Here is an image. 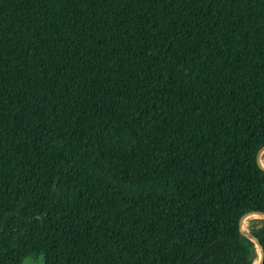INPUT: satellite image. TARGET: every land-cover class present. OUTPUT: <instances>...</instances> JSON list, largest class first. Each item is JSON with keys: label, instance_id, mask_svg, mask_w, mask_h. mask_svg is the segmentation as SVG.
Here are the masks:
<instances>
[{"label": "trees", "instance_id": "trees-1", "mask_svg": "<svg viewBox=\"0 0 264 264\" xmlns=\"http://www.w3.org/2000/svg\"><path fill=\"white\" fill-rule=\"evenodd\" d=\"M263 148L264 0H0V264H253Z\"/></svg>", "mask_w": 264, "mask_h": 264}, {"label": "water", "instance_id": "water-1", "mask_svg": "<svg viewBox=\"0 0 264 264\" xmlns=\"http://www.w3.org/2000/svg\"><path fill=\"white\" fill-rule=\"evenodd\" d=\"M263 151H264V148L260 151V153L258 154V157L257 158H258V162L260 163V165L264 168V165L262 164V162L260 160V155H261V153ZM256 214L264 218V212H261V211L248 212L247 214H245L240 219V228H241L242 233L245 236L251 238L258 245V247L260 249V260L257 263H253V264H263L264 263V246L260 243L259 239L253 233H251L248 230H244L242 228V223H243V220L245 219V217L250 216V215H256Z\"/></svg>", "mask_w": 264, "mask_h": 264}, {"label": "rangeland", "instance_id": "rangeland-1", "mask_svg": "<svg viewBox=\"0 0 264 264\" xmlns=\"http://www.w3.org/2000/svg\"><path fill=\"white\" fill-rule=\"evenodd\" d=\"M262 162V160H261ZM262 164H264L262 162ZM253 216H256V217H261L259 215H250L248 217H246V227L247 229L246 230H249L248 229V219L250 217H253ZM260 260V259H259ZM258 260V261H259ZM258 261H256L255 263H257ZM22 264H44V256L43 255H37V256H28L24 259L23 263Z\"/></svg>", "mask_w": 264, "mask_h": 264}, {"label": "bare ground", "instance_id": "bare-ground-1", "mask_svg": "<svg viewBox=\"0 0 264 264\" xmlns=\"http://www.w3.org/2000/svg\"><path fill=\"white\" fill-rule=\"evenodd\" d=\"M264 165V164H263ZM246 219L243 221V223H242V228L244 229V230H246L247 229V227H246Z\"/></svg>", "mask_w": 264, "mask_h": 264}]
</instances>
